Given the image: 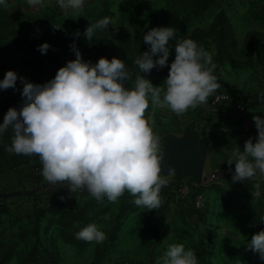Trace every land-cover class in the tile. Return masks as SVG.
Returning <instances> with one entry per match:
<instances>
[{"label":"rangeland","instance_id":"obj_1","mask_svg":"<svg viewBox=\"0 0 264 264\" xmlns=\"http://www.w3.org/2000/svg\"><path fill=\"white\" fill-rule=\"evenodd\" d=\"M6 4L0 6V54L5 60L0 77L4 79L12 70L35 84L54 78L59 68L76 59L73 44L85 61L88 54H93L97 62L101 57L124 60L134 80L139 69L134 67L133 59L150 48L143 42V34L155 27H173L178 36L194 39L212 54L220 86V56L230 54L237 46L235 35L247 37L254 28L256 33L264 34V0H87L80 12L61 9L57 0H44L37 6L27 0H6ZM105 16L111 17L113 23L98 29L88 40L83 35L85 29ZM77 31L81 33L79 37ZM243 42L247 44L248 37L240 40L241 45ZM44 43L51 45L46 54L38 50ZM169 46L168 66L141 73L154 86L164 83L175 59V41L170 40ZM17 82L15 88L0 89V124L10 107L19 110L24 104V85L19 79ZM151 108L150 102L147 110L153 113ZM149 115L146 113V117ZM5 142L10 144L11 140ZM24 159L25 155L6 153L0 158V172L17 167ZM204 190V211L190 202L163 197L162 192L161 206L150 211L133 204L134 198L127 191L114 203L106 197L97 201L91 196L83 200L76 196L77 199H49L37 192L33 196L0 198V217L11 226L20 222L24 230L32 227L30 242L37 250L56 247L61 255L59 264L146 260L156 264L172 243L193 249L199 264H264L258 253L247 248L252 236L264 230V198L237 200L211 190L209 185ZM54 204L71 205L73 210L56 214L45 207ZM90 223H96L106 234L102 243L77 239L75 234Z\"/></svg>","mask_w":264,"mask_h":264},{"label":"clouds","instance_id":"obj_2","mask_svg":"<svg viewBox=\"0 0 264 264\" xmlns=\"http://www.w3.org/2000/svg\"><path fill=\"white\" fill-rule=\"evenodd\" d=\"M32 6L44 0H27ZM87 0H57L61 9L83 11ZM0 6H7L0 0ZM113 21L105 16L90 22L83 35L92 40L98 29L109 28ZM58 28V27H56ZM81 33L77 31L76 36ZM149 51L133 59L139 71H133L120 58H99L93 64L72 45L76 59L57 71L44 84L29 82L15 71H7L0 80V89L15 88L19 79L24 87V104L19 110L10 107L0 124V136L11 128V143L5 151L17 155H37L41 175L48 185L68 186L71 193L85 188L97 201L105 197L116 202L126 191L132 203L150 210L162 204L161 190L166 187L175 170L162 173L160 138L153 131L151 115L145 117L149 103L168 108L177 116L189 108L207 102L218 88L212 54L194 39L178 36L173 27H155L143 34ZM175 41V59L161 86H154L141 73H150L157 66L164 68L171 55L169 42ZM51 47L38 46L41 53ZM162 54L159 59L153 57ZM131 82V85L129 84ZM259 99L264 102V93ZM258 136L245 141L227 161L235 164L233 182L264 177V116L254 115ZM259 184L256 196L260 195ZM63 199V197H61ZM77 199V198H76ZM78 201V200H77ZM77 239L102 243L106 234L96 223L82 227ZM247 248L264 259V230L254 234ZM156 264H199L195 251L184 244L172 243L156 260Z\"/></svg>","mask_w":264,"mask_h":264},{"label":"crops","instance_id":"obj_3","mask_svg":"<svg viewBox=\"0 0 264 264\" xmlns=\"http://www.w3.org/2000/svg\"><path fill=\"white\" fill-rule=\"evenodd\" d=\"M255 20L257 21V19ZM261 20H263L261 23L264 24V19ZM256 29L254 28L252 33H248L249 42L247 44L243 42L241 45L240 43V40H247L246 36L240 38V35L236 34L237 46L228 54L230 57L226 54L220 56L221 81L223 83L219 89L237 94L246 104L244 113H236L234 110L224 107L217 114L199 116L203 104L189 108L180 116L170 109L161 107L151 108L153 113L146 111L152 115V121H154L152 127L160 138L161 152L162 144L166 139L170 136H181L188 126V120L195 115L196 123L192 127L195 128L199 139L209 140L203 175L205 186L209 185L211 190L227 194V196L231 195L237 200L264 198V177L257 176L243 182H233L235 164L229 166L227 163L235 148L239 147L243 151L245 141L249 138H253V142H255L258 129L253 116H264V102L259 99L261 93H264V34L256 33ZM257 40L259 42H256ZM24 166V160H20L17 167L0 172V194L9 193L11 190H29L34 187L30 185L31 180L26 174L28 170ZM180 176L182 175L175 174L171 177L169 184L162 188L163 197H172L170 193H174L176 190V183L180 180ZM23 183L26 185L25 188H23ZM41 183L44 185L40 187L39 191L52 187L44 179L41 180ZM257 184L260 186L259 196L255 195ZM173 198L175 197L173 196ZM19 224L20 222H17L11 226L6 222L0 223V262L3 260L4 264H20L22 261H31L33 258L35 243L30 242V236H33L32 227L24 230L22 224ZM54 250L58 252L56 247ZM108 263L106 261L104 264ZM116 263L120 264L121 262Z\"/></svg>","mask_w":264,"mask_h":264},{"label":"water","instance_id":"obj_4","mask_svg":"<svg viewBox=\"0 0 264 264\" xmlns=\"http://www.w3.org/2000/svg\"><path fill=\"white\" fill-rule=\"evenodd\" d=\"M162 173L170 174L175 170V174L188 176L199 184L204 182V168L207 159L209 140L199 139L197 132L192 125H188L181 136H170L162 144ZM87 196L89 192L85 190L80 193Z\"/></svg>","mask_w":264,"mask_h":264},{"label":"trees","instance_id":"obj_5","mask_svg":"<svg viewBox=\"0 0 264 264\" xmlns=\"http://www.w3.org/2000/svg\"><path fill=\"white\" fill-rule=\"evenodd\" d=\"M90 55L93 56V58L90 57ZM94 58H95V56L93 54H88L87 61H91L93 64H95L97 62V60L95 58V61H94ZM4 62H5V60H4L3 56L0 54V72L2 70H4V66H5ZM51 79H53V78H50L49 80H47L44 83H47ZM0 80H3V78L0 77ZM210 100L207 101L206 103H204L203 107L207 106L208 103L210 102ZM12 135H13V133H12V130L10 128L4 133L3 136H0V141H1L0 142V158L2 156H4L6 153H8L7 151H5V146L8 145L9 143H6L5 141L11 140ZM26 174L29 177V179L31 180L30 185L34 186V187H32V189H29V190L25 189V190H22V191L18 190V191H14L13 193H3V194H0V198H5V197L9 198V197H12V196H23V195H25V196L26 195H32L33 196V195H36L37 192H41L44 195L46 194L47 195L46 197L49 198V199H54V198H58V197L59 198L60 197H64V198L68 199L69 196L70 197H75L76 196V197H78V198H80L82 200L85 198V196H81L79 193H71L70 194V192L68 190V187H66V186L60 187L59 185H57V186H52L49 189H46V190H43V191H39L40 187L44 185L43 183H41V180H42L41 176H39V175L29 171V170L27 171ZM184 181H193V178L191 176H180V180L178 181V183H176V185H177L176 186V190L174 191V193H170V194H172L171 195L172 197L173 196L176 197L177 192H178V188L180 187V184L183 183ZM25 186L26 185H24V183H23V188H25ZM47 206L48 205L45 206L47 208V210H53L56 214H62V212L69 211L70 209L73 210L71 205L60 206V205H55L54 204L52 207H49V206L47 207ZM83 213H85V212H83ZM83 213H81L80 215H83ZM0 219H1V217H0ZM1 222H3L2 219L0 220V223ZM34 233H35V231H34ZM81 244L85 245L83 242H81ZM40 251H42V252H40ZM32 255H33V258H32L31 261H29V260L25 261V262L22 261L20 264H59L60 260H61V255L57 251H55L54 248H51L48 251L47 248H46V250L45 249L37 250L36 247H35V249L33 250ZM39 255H40V257H39ZM0 264H4V261L1 260Z\"/></svg>","mask_w":264,"mask_h":264},{"label":"built area","instance_id":"obj_6","mask_svg":"<svg viewBox=\"0 0 264 264\" xmlns=\"http://www.w3.org/2000/svg\"><path fill=\"white\" fill-rule=\"evenodd\" d=\"M227 107L234 110L236 113H244L246 110L245 102L234 92L229 90H220L213 95L207 106H204L199 116L207 114H217L222 108ZM196 116L193 115L188 120V125H194L196 123ZM24 164L27 170L41 176L42 164L37 155L25 156ZM205 182L199 184L193 181H184L180 184L176 199L182 202H190L197 210L204 211L206 209V197H205ZM264 196V195H263ZM121 264H154L151 260L146 261H124Z\"/></svg>","mask_w":264,"mask_h":264}]
</instances>
